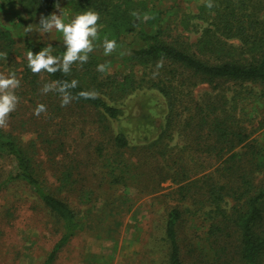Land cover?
<instances>
[{
    "label": "trees",
    "instance_id": "1",
    "mask_svg": "<svg viewBox=\"0 0 264 264\" xmlns=\"http://www.w3.org/2000/svg\"><path fill=\"white\" fill-rule=\"evenodd\" d=\"M60 1L0 0V8L18 2L39 27L41 14L56 12ZM65 1L74 15L98 12L99 32L125 43V49L117 54L120 60L92 54L67 76L34 75L23 55L43 45L26 39L19 48L12 32L0 26V52L8 54L7 60L0 58V72H15L21 80L16 111L42 103L47 112L40 117L73 126L74 118L88 113L86 120L95 118L106 136L92 152L66 153L63 162L69 160L52 189L36 159L41 148L36 140L0 129V156L14 162L0 192L7 182L25 183L62 228L42 264H54L72 238L90 227L88 215L64 194L75 195L89 215L91 203L101 199L102 215L115 217L131 199L127 188L150 194L167 179L177 185V200L188 203L167 210L163 240L168 264H264V146L249 139L251 117L245 112L247 101H264V0H212L213 8L202 6L191 22L181 21L183 29L176 34L160 23L147 28L157 14L147 0ZM133 11L149 19L137 20ZM127 35L135 40H122ZM101 63L109 64L110 71L98 72ZM73 79L79 82L73 95L94 90L96 98L61 107L58 94L41 92L45 83ZM138 93L160 96L163 104L154 107L160 111L144 102L138 118L129 115L128 100ZM124 120L130 125L123 126ZM116 121H121L118 129L113 128ZM59 142L65 145L63 137ZM87 167L92 170L84 176L80 171ZM115 187H123V193L110 194ZM190 216L199 230L183 249L180 233Z\"/></svg>",
    "mask_w": 264,
    "mask_h": 264
},
{
    "label": "rangeland",
    "instance_id": "2",
    "mask_svg": "<svg viewBox=\"0 0 264 264\" xmlns=\"http://www.w3.org/2000/svg\"><path fill=\"white\" fill-rule=\"evenodd\" d=\"M147 3L157 11L147 28L150 30L160 23L176 34L183 29L181 21L189 20L190 16L198 13L199 9L207 4V0H147ZM58 8L63 12L66 23L75 17L65 0L60 1ZM59 9L57 14H60ZM28 25H31V31H27ZM0 26L12 32L19 48L29 39L33 43L42 44L43 47L51 45L52 54L55 56L60 57L65 51L62 33L53 31L41 34L36 20L29 21L18 2L4 4L0 8ZM105 39L115 40L113 36L99 32L98 38L93 42L95 50L90 54L89 60L92 54L105 56ZM195 39L196 36H193L192 41ZM122 40L132 42L135 39L127 35ZM116 43L117 48L109 57L120 60L117 54L125 49V43ZM73 66L81 68L78 64ZM153 96L156 98L150 93H138L131 97L129 104L127 103L128 114L138 118L144 102L153 109L163 104L160 96L155 93ZM245 106L246 115L251 117L249 130L252 132L249 139H256L264 146V101H247ZM145 108L149 109L147 105ZM33 111H14L9 117L7 130L20 135L24 141L36 140L41 147L36 159L41 162L45 177L48 183L52 184L51 188L55 189L58 183L56 174L62 170L63 163L69 160L65 159L63 162V156L68 152L73 153L76 149H81V154L92 152L98 141L106 136L99 133L95 118L86 120L88 113L86 116L81 113L84 117L80 115L74 118L73 126L72 122L64 120L52 124L46 117H40L41 115L35 119ZM156 111L159 112L160 109ZM30 120L37 122L33 124ZM120 122L116 121L113 128L118 129ZM122 124L130 125L127 120L122 121ZM62 137L65 145L59 142ZM179 138L176 136L174 142H178ZM91 170L88 167L82 168L80 173L85 176L84 171L88 174ZM12 171L14 162L10 158L0 156V183H3ZM93 181V178H90V182ZM161 186L160 190L150 194H142L135 187L127 188L131 199L120 208L121 212L115 217L102 215L101 199L91 203L89 215L86 210L88 208L75 195L64 194L63 197L68 198L77 211L88 215L87 219L90 221L87 220V225L90 227L72 238L58 253L54 264H168V248L163 240L167 210L173 205L188 203L177 200L176 194L173 193L177 185L170 179L162 182ZM123 191V187H115L110 189L109 193L119 195ZM198 226L195 216H190L185 222L180 233L183 249L188 240L198 233ZM61 232L60 223L51 216L29 186L19 181L3 185L0 192V264H42Z\"/></svg>",
    "mask_w": 264,
    "mask_h": 264
},
{
    "label": "clouds",
    "instance_id": "3",
    "mask_svg": "<svg viewBox=\"0 0 264 264\" xmlns=\"http://www.w3.org/2000/svg\"><path fill=\"white\" fill-rule=\"evenodd\" d=\"M215 5L212 0H208L206 7L213 8ZM59 9V8H58ZM60 14L56 12L50 15L39 17V27L41 34L52 33L53 31L62 33L65 51L62 56L58 57L52 54V46L41 48L38 52L28 51L26 53L27 66L34 75L46 72L56 74L57 72L67 76L72 71V66L78 64L83 66L89 61L90 54L95 50L94 41L99 35L100 14L93 10L81 12L70 22H65L64 14L59 9ZM132 16L137 20L141 18L146 21L149 19L147 14L141 17V14L133 11ZM31 25L27 26V31H31ZM117 48L115 40L105 39L103 41V50L105 56H110ZM0 58L8 59L7 53L0 52ZM161 67V64L157 65ZM97 71L100 73L109 72V64L101 63L97 65ZM79 82L76 79L71 80H53L45 83L41 89L42 94L53 92L59 95L61 107H67L73 100L78 99H95L97 93L94 90L80 91L73 95L72 89L78 87ZM21 86V80L15 72L5 74L0 72V129L7 130L10 115L16 111L20 97L16 90ZM47 112L44 104H38L34 109V115L39 117L42 113Z\"/></svg>",
    "mask_w": 264,
    "mask_h": 264
}]
</instances>
